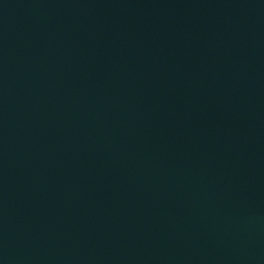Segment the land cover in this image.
I'll return each mask as SVG.
<instances>
[{
  "label": "water",
  "instance_id": "water-1",
  "mask_svg": "<svg viewBox=\"0 0 264 264\" xmlns=\"http://www.w3.org/2000/svg\"><path fill=\"white\" fill-rule=\"evenodd\" d=\"M0 264H264V0H0Z\"/></svg>",
  "mask_w": 264,
  "mask_h": 264
}]
</instances>
